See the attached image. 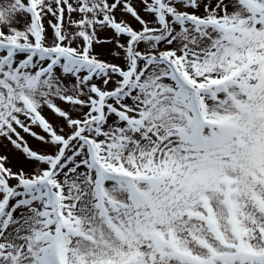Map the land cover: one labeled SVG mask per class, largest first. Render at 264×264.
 <instances>
[{"label": "snow or ice", "instance_id": "1", "mask_svg": "<svg viewBox=\"0 0 264 264\" xmlns=\"http://www.w3.org/2000/svg\"><path fill=\"white\" fill-rule=\"evenodd\" d=\"M0 264H264V0H0Z\"/></svg>", "mask_w": 264, "mask_h": 264}]
</instances>
